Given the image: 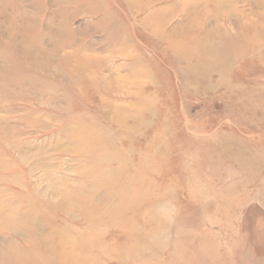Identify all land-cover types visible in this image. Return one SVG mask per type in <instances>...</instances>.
Here are the masks:
<instances>
[{"label":"rangeland","instance_id":"1","mask_svg":"<svg viewBox=\"0 0 264 264\" xmlns=\"http://www.w3.org/2000/svg\"><path fill=\"white\" fill-rule=\"evenodd\" d=\"M0 264H264V0H0Z\"/></svg>","mask_w":264,"mask_h":264},{"label":"bare ground","instance_id":"2","mask_svg":"<svg viewBox=\"0 0 264 264\" xmlns=\"http://www.w3.org/2000/svg\"><path fill=\"white\" fill-rule=\"evenodd\" d=\"M204 43V42H203ZM201 45V44H200ZM204 46V45H203ZM188 47V46H187ZM220 47V46H219ZM187 49V48H186ZM198 49V48H197ZM207 49V48H206ZM191 50V48H190ZM205 50V49H204ZM211 50V49H210ZM207 52V51H206ZM215 52V51H214ZM199 66V65H198ZM194 67V66H193ZM190 68V67H189ZM197 69V68H196ZM191 70V69H190ZM198 70V69H197ZM200 70V69H199ZM190 72V71H189Z\"/></svg>","mask_w":264,"mask_h":264}]
</instances>
